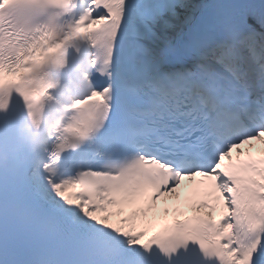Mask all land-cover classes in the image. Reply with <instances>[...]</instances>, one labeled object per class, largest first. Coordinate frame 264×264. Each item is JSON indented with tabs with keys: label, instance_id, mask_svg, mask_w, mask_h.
Returning a JSON list of instances; mask_svg holds the SVG:
<instances>
[{
	"label": "snow or ice",
	"instance_id": "6c2138e0",
	"mask_svg": "<svg viewBox=\"0 0 264 264\" xmlns=\"http://www.w3.org/2000/svg\"><path fill=\"white\" fill-rule=\"evenodd\" d=\"M121 3L113 78L96 90L98 131L81 148L103 162L80 161L86 170L68 182L77 199L37 170L0 166V264H264V155L233 159L264 145V0ZM9 7L10 17L22 14ZM23 68L0 71V154L14 137L13 95H30L33 73ZM196 177L197 191L214 197L190 206L204 215L181 213L158 231L152 220L137 230L139 211L131 223L125 215L137 197L154 205ZM68 253L89 258H60Z\"/></svg>",
	"mask_w": 264,
	"mask_h": 264
},
{
	"label": "bare ground",
	"instance_id": "6f19581e",
	"mask_svg": "<svg viewBox=\"0 0 264 264\" xmlns=\"http://www.w3.org/2000/svg\"><path fill=\"white\" fill-rule=\"evenodd\" d=\"M3 0H0V3H2ZM202 1H200L199 3H201ZM97 21V19H94L92 12L86 8L85 11L82 12V14L75 20L74 25L72 26L71 30L69 31V33H76V31H89L93 25L95 24V22ZM113 67V72H114V63L112 64ZM68 87L65 88L64 90H62L60 93L58 94H52L50 95V100L49 103L51 104V108H57L59 106H61L62 104L66 103V100L64 99V97H66L67 95V91ZM65 100V101H64ZM253 144L255 145L254 147H250L249 145H245L244 146V152L242 154L247 155V153H249L251 150H254L256 152H264V145H262L259 141H254ZM233 154L236 155L238 154V152L236 150L233 151ZM241 154V153H239ZM40 175V174H39ZM41 178L45 181V183L51 185L53 188L55 187V182L58 181V178H53V177H49V176H45V175H40ZM68 176V177H67ZM63 180L65 182V188L69 187V183L70 181H74L76 180L75 178H72V176L70 177L69 175H66L63 177ZM70 189V188H68ZM67 195L72 196L73 199H77L76 196L73 195V193L77 192V187H71V189L68 190H63ZM178 196H171V197H166V199L161 203V204H157L155 207L154 206H150L148 207L147 210V216H145V211L140 210L139 212L141 213L140 218L136 221V227L137 230H140L142 228H145L148 226L147 221L148 220H152L154 221V223L156 224L162 217L164 216H177V215H181V213L185 212V210L187 209V207L190 206H194L196 205L195 203L193 204L191 202L190 199H183L182 197H180L181 190H178ZM55 195L57 196V198L59 197V192H56ZM215 196H219L220 193L217 191L214 193ZM208 201L209 203L214 202V197L212 196H208ZM66 206H70L67 205V202L65 201ZM177 205V206H174ZM179 206L180 211L177 212V207ZM167 209V211H166ZM74 210L79 211V208H74ZM113 211H116V209H112ZM220 208H217L215 211V215H220ZM126 215V214H125ZM106 220H109L108 223H112V224H116L119 227H123L125 226V221L121 220L120 217L118 216H111L108 215ZM91 222V221H90ZM132 222L131 217H130V223ZM151 233V231L149 232Z\"/></svg>",
	"mask_w": 264,
	"mask_h": 264
},
{
	"label": "rangeland",
	"instance_id": "374dc122",
	"mask_svg": "<svg viewBox=\"0 0 264 264\" xmlns=\"http://www.w3.org/2000/svg\"><path fill=\"white\" fill-rule=\"evenodd\" d=\"M200 1H202V0H193V2H195V3H199ZM68 188H70V187H68ZM68 188H65L64 187V189L63 190H70V189H68ZM166 199V197H161V199L159 200V201H157V204H161L164 200ZM97 215H99V216H101V218H103V219H105L106 220V218H107V216L108 215H106L105 213H103V212H97L96 213ZM90 221V220H89ZM107 222H109V220H106Z\"/></svg>",
	"mask_w": 264,
	"mask_h": 264
}]
</instances>
